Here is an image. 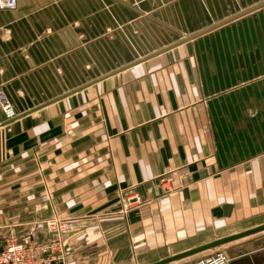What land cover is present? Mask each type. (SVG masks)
Returning <instances> with one entry per match:
<instances>
[{
  "label": "crops",
  "instance_id": "crops-1",
  "mask_svg": "<svg viewBox=\"0 0 264 264\" xmlns=\"http://www.w3.org/2000/svg\"><path fill=\"white\" fill-rule=\"evenodd\" d=\"M16 1L0 9V91L17 112L6 123L0 108V240L43 239L29 225L57 214L81 222L70 264H151L264 224V116H249L264 106L237 104L264 97L239 91L253 60L176 56L194 39L139 63L126 52L264 0ZM217 252L264 264V230L166 264Z\"/></svg>",
  "mask_w": 264,
  "mask_h": 264
},
{
  "label": "rangeland",
  "instance_id": "rangeland-1",
  "mask_svg": "<svg viewBox=\"0 0 264 264\" xmlns=\"http://www.w3.org/2000/svg\"><path fill=\"white\" fill-rule=\"evenodd\" d=\"M231 26L233 27L229 29L226 27V29H217L195 38L185 52L176 56L204 57L210 59L237 57L253 60V62L249 61V65L240 66V68L244 70L246 75H251L250 77L254 75L256 79L252 84L250 83L251 86L249 88H247L248 86L244 87L245 89L242 87L239 91H247L253 87L252 85L254 83L256 84L254 89L264 91V8L249 13L248 16L238 19ZM174 37L177 38V36ZM231 43L237 46L233 48ZM126 52L135 57L134 61H136L156 51L154 49L142 48V50H133L132 53H129L128 50ZM119 66L120 65H115L111 68L115 70L119 68ZM237 104L248 108L253 106L257 108L259 106H264V97L255 95L253 98L250 96L245 98L243 95L241 98L237 97ZM249 116L256 118L257 116H264V113H256L255 110L254 113H250ZM10 122L11 121H9V123ZM53 198V192H47L45 203L47 207L50 206L49 204ZM54 215L57 214H52L50 217ZM45 220H38L35 224L29 225V227L43 225Z\"/></svg>",
  "mask_w": 264,
  "mask_h": 264
},
{
  "label": "built area",
  "instance_id": "built-area-1",
  "mask_svg": "<svg viewBox=\"0 0 264 264\" xmlns=\"http://www.w3.org/2000/svg\"><path fill=\"white\" fill-rule=\"evenodd\" d=\"M16 4V0H0V9H12ZM0 108L8 122L17 117L13 103L3 91H0ZM2 124L0 122V127ZM133 206L128 204L124 207ZM78 220L59 215L47 218L44 221L43 239L28 236L21 240L17 235L9 234L0 240V264H70L72 254L66 238L80 228L81 222ZM187 264H230V260L223 252H217L208 257L191 259Z\"/></svg>",
  "mask_w": 264,
  "mask_h": 264
},
{
  "label": "water",
  "instance_id": "water-1",
  "mask_svg": "<svg viewBox=\"0 0 264 264\" xmlns=\"http://www.w3.org/2000/svg\"><path fill=\"white\" fill-rule=\"evenodd\" d=\"M263 7H264V2L259 3V4H257L255 6L249 8V9L243 11V12H240L239 14H237V15H235L233 17H230L228 19H225V20H223V21H221V22H219V23H217V24H215L213 26H210V27H208V28H206V29H204V30L196 33V34H193V35H190V36H186L183 39H181V40H179V41H177V42H175V43H173L171 45H168L167 47H165L163 49H160V50H158V51H156V52H154V53H152V54H150V55H148V56H146V57H144V58L136 61L135 63H139V62H142L144 60H147V59H149V58H151L153 56L159 55V54H161V53H163V52H165L167 50H170V49H172V48H174V47H176V46H178V45H180V44H182L184 42L193 40V39H195V38H197V37H199V36H201V35L209 32L211 30H214L217 27H220V26H222V25H224V24H226V23H228L230 21H233V20H235V19H237V18H239L241 16H244V15H246L248 13L255 12V11H257V10L263 8ZM135 63H133V64H135ZM133 64L127 65L126 67H123L122 69H120L118 71H115V73L116 72H119L121 70H124V69L132 66ZM111 74H113V73H111ZM111 74H109V75H111ZM2 119L6 123L8 122L6 120V117H5L4 114L2 115ZM261 230H264V224H261V225H258L256 227L247 229L245 231H241V232H238V233H234V234H231V235H227V236H224V237L215 239L213 241H210V242H207V243L198 245L196 247H193L191 249H187V250L182 251L180 253L171 255L169 257H166V258H164V259H162L160 261H157V262H154V263H151V264H166V263H170V262H173V261H176V260H179V259H182V258L191 256V255L196 254L198 252L204 251L206 249H210V248H214V247L220 246V245H222L224 243H227L229 241L236 240L238 238H241L243 236H246L248 234H252V233H255V232H258V231H261Z\"/></svg>",
  "mask_w": 264,
  "mask_h": 264
}]
</instances>
